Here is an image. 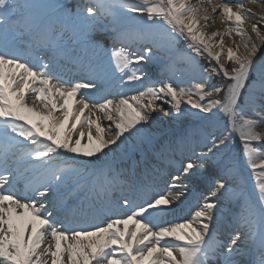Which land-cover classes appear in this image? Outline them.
I'll use <instances>...</instances> for the list:
<instances>
[{
  "label": "snow or ice",
  "instance_id": "6c2138e0",
  "mask_svg": "<svg viewBox=\"0 0 264 264\" xmlns=\"http://www.w3.org/2000/svg\"><path fill=\"white\" fill-rule=\"evenodd\" d=\"M216 18L224 31L206 34ZM262 27V0H82L74 6L0 0V264H264ZM233 33L240 43L225 47L224 37ZM181 40L190 50L182 58L189 67L174 61L168 67L195 74L191 87L161 80L130 97L102 95L113 81L133 87L143 81L140 65ZM198 56L215 63L201 67ZM68 65L81 76L66 78ZM214 76L222 84H212ZM156 112L194 117L205 151L192 148L181 175L159 192L144 178L150 169L138 176L133 161L128 191L147 198L137 203L124 196L116 202L123 215L89 224L111 211L105 200L123 175L103 158L123 148L140 151L143 160L147 145L155 158L172 163V142L154 148ZM221 116L218 134L213 129ZM186 181L207 183L204 203L191 219L153 224L183 199ZM221 201L233 206L223 238L211 228ZM49 204L64 218L56 219ZM166 237L177 243L162 245Z\"/></svg>",
  "mask_w": 264,
  "mask_h": 264
},
{
  "label": "bare ground",
  "instance_id": "6f19581e",
  "mask_svg": "<svg viewBox=\"0 0 264 264\" xmlns=\"http://www.w3.org/2000/svg\"><path fill=\"white\" fill-rule=\"evenodd\" d=\"M77 3H81L82 0H74ZM83 2H86V0H83ZM193 2H195V0H193ZM262 2H264V0H262ZM246 6L248 7H253L254 11H259V8L253 6L251 3H246ZM255 22V21H253ZM203 23V21H202ZM211 24V23H210ZM204 29V31L206 32V34H211L214 31H220L223 32L226 25L221 24L219 18H216L215 23L210 25ZM261 31L264 32V27L261 28ZM216 41L219 40V37L215 38ZM233 41H235L236 44L240 43V37L235 35V33L232 34L231 37L229 36H225L224 37V43H225V47H228V45H230V47L235 48V44L233 43ZM241 51H243V49H240ZM264 50V49H262ZM226 55V52H225ZM165 61H162L161 63H164ZM223 62V61H222ZM176 66L178 67V63H176ZM183 67V66H182ZM187 68V67H185ZM64 71H73V67L71 65H68V67L63 68ZM167 71H169L168 76L170 77V82L174 83V84H181V83H186L189 79V77L187 76V73H185L184 75H181V73H178V76L172 77V71L170 70V68L168 67ZM79 75H81V73H78ZM136 86H128V85H123L121 86V82L120 81H113L109 86H107L104 90V92L102 93V95H112L110 97H108L109 99H113V100H118L121 96V94L125 95V96H132L136 93ZM91 95V94H89ZM31 97L28 98L29 103H31ZM38 106H39V102ZM154 119L152 121V126H151V132L152 133H160L161 135L172 131V129H174L176 127L175 123L173 121H170L167 117V115H164L161 112H156L153 113ZM93 119H95V117H92ZM101 126L104 127L106 129V123H108L107 120L101 119ZM94 127V126H93ZM85 131H87V127L85 126ZM82 143H86V138L84 141H82ZM193 144V143H192ZM175 151L174 153H169L168 158L170 159V157L172 156V154H175L176 152L179 153L181 152L179 149L180 148H176V146H173ZM188 149V147H186ZM122 149H118L115 156L113 157L111 154L108 158H103L101 163L106 164L111 170L112 172L115 174L117 172L122 173L123 175H120L118 177V181L115 185H113L110 190L109 193L110 195H113L112 200H110L109 198L107 200H105V204H107L110 208L111 211L105 213V212H100L97 214V218L95 219H89L88 223L89 224H99L102 221H104L107 217L109 216H116V215H123L124 213V209H121L117 206V201H120L122 203V197L124 196H129L130 198L134 199L137 203H141L143 199L147 198L146 196H143L142 194H132L128 191L127 188V179L129 177V174L131 172V170H128L126 168H124L125 166H130V164L133 163V161L139 156L138 155V150L137 151H132L131 149H129L127 152H122ZM152 158H155L154 156ZM182 159V160H181ZM179 164L181 163V161H183V158L178 159ZM184 162V161H183ZM139 165V164H138ZM170 166L168 159L162 160L161 162H159V164L157 165V167H153L148 168L150 169L149 172L145 173L144 178L146 180L149 181V183H152L154 181V191H162L164 190V188L166 187L165 182H161V179H163L164 181H167L168 184H170L172 182V179H164L162 178V174H164V172L166 171V168ZM138 168H136V174L139 176L143 170L145 169V167L143 168V166H137ZM171 168H167L169 170H173L175 169L174 167L172 168V166H170ZM207 168L208 166H205V173L204 175L207 176ZM168 170V172H169ZM178 175H181L180 173H178ZM165 176V175H164ZM175 176L174 174L172 175V177ZM161 177V178H160ZM181 178H183L181 176ZM191 182H185L186 187L184 189L185 195L183 197V199L181 201H177L175 202L173 205H171V211H169L168 213L162 215V216H155L152 219V223L155 225H167L168 223H178V222H182L184 219H191V212H193L196 207H198L199 205L204 203V199L206 196H208V185L206 183V191L207 193L204 196H197L196 194L189 192L188 191V187L189 184ZM19 190L23 189V185H19L18 186ZM150 195V194H149ZM186 205V207L183 209L181 208L182 206ZM190 210L189 213H187V209ZM49 210L53 211L51 204H49ZM53 216L56 219H63L64 217L62 215H57V213L55 211H53ZM67 223V222H66ZM69 227H77V222H72L70 224H68ZM211 228L213 230V233L220 237L223 238V235L230 230V225H229V213L227 212V209L225 207H221V211L217 212V220L211 225ZM168 242H171L172 244H176L177 242L171 238V237H166L164 240L161 241V244L164 245ZM50 264V262H49Z\"/></svg>",
  "mask_w": 264,
  "mask_h": 264
},
{
  "label": "rangeland",
  "instance_id": "374dc122",
  "mask_svg": "<svg viewBox=\"0 0 264 264\" xmlns=\"http://www.w3.org/2000/svg\"><path fill=\"white\" fill-rule=\"evenodd\" d=\"M63 2L70 4L72 6L77 4V2H75L74 0H63ZM136 19L139 20L140 17L137 16ZM214 23H211L210 25ZM229 46L230 45H228V47ZM187 54H190V50L186 48V42L183 40L178 41L174 45H172L171 52L167 50V47L164 50L157 52L156 55L160 59L158 60L154 59L152 61L144 62L142 63V65H140L144 73V80L141 82H137L135 84L136 88L141 89L144 85L151 86L153 83H158L161 80L164 82H170V77L168 76L169 71H167L168 64L174 61L178 63V67L183 66L182 68H185V67L188 68L189 67L188 64L184 62L182 59ZM169 56H171V61H169L168 59ZM106 59L107 57H105V60ZM196 59L199 61V64L201 67H209L210 64L215 63V61L210 62V60L206 56H198L196 57ZM162 61H165V62L161 63ZM226 66L230 67L231 65L227 64ZM178 73L179 71L172 73V77L178 76ZM187 76L189 77L188 81L186 83L179 84L181 87H186V88L191 87L198 80V77L193 78L195 76V74L193 73H187ZM211 83L219 85V84H222V80L220 77L214 76ZM83 91H86V90H83ZM182 107H185L183 103H182ZM167 117L170 121H173L175 123L176 127L172 129V131H169L163 135H161L158 132L154 133L155 134L154 148L160 149L163 145H165L166 142H169V141L172 142V145L176 146V148H180L179 150L181 152L179 153L176 152L175 154H172V156L170 157V160L172 161V163L169 165L172 166V168L174 167L175 169L169 170L167 168H171V167L170 166L168 167L167 165L166 171L161 176L164 179L168 178V181H169V179H172L173 174L177 176L179 173L178 169H179L180 164H179L178 159L183 158V161L186 162V158L192 155V152H191L192 148H195L197 155L201 151H205V149H203L202 146L198 144L199 135L196 130L197 122L194 117H190V116L177 117L175 114L167 115ZM223 121H224V118L221 116V123L219 125V128L213 129L214 131H217L218 134L220 131H222L224 127ZM108 126H109V122L106 123V129L108 128ZM186 131L190 134L189 138L185 140L183 143H181L180 138L184 136ZM186 147H188V149ZM122 150H123L122 151L123 153L126 152L123 148ZM144 153H145L144 159L140 160L141 152L138 151L139 156L134 160V161H137L136 168H138L137 166L142 165L143 168L147 167V168L152 169V166L157 167L159 162L162 161L157 158H152L153 157L152 150L149 149L147 145L144 146ZM124 168L131 170L133 168V163L130 164V166H125ZM243 180H244V184L247 190L251 191L254 181L251 178L250 171L246 170L244 172ZM161 182H165V181L161 179ZM205 185H206V182H203V181L191 182L189 184L188 191L196 194L197 196H204L207 193ZM108 198L111 199L112 195L109 194ZM183 207L185 208L186 205L182 206L181 208L183 209ZM221 207H225L228 213L233 208V206L227 201H221ZM189 212L190 210H187V213Z\"/></svg>",
  "mask_w": 264,
  "mask_h": 264
}]
</instances>
